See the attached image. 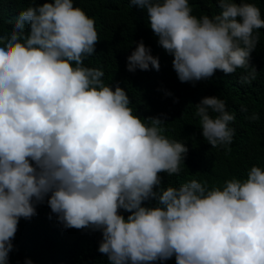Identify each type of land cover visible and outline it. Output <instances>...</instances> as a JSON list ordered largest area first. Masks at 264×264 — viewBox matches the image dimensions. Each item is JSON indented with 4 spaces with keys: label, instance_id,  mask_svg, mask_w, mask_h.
<instances>
[{
    "label": "clouds",
    "instance_id": "1",
    "mask_svg": "<svg viewBox=\"0 0 264 264\" xmlns=\"http://www.w3.org/2000/svg\"><path fill=\"white\" fill-rule=\"evenodd\" d=\"M129 2L146 10L181 82L217 69H245L242 83L256 79L250 57L264 19L255 3L216 0L219 14L198 18L189 0ZM13 25L0 34V264L20 218L35 216L46 197L64 228L102 233L98 251L110 264L173 256L176 264H264V168L253 165L222 188L196 179L160 187L159 174H179L188 148L163 134L165 114L134 115L126 91L85 66L99 41L95 19L73 0H52L20 11ZM150 65L159 71V58L141 40L127 71ZM195 108L204 140L230 151L235 115L226 102L204 97ZM149 200L156 204L144 206Z\"/></svg>",
    "mask_w": 264,
    "mask_h": 264
},
{
    "label": "trees",
    "instance_id": "2",
    "mask_svg": "<svg viewBox=\"0 0 264 264\" xmlns=\"http://www.w3.org/2000/svg\"><path fill=\"white\" fill-rule=\"evenodd\" d=\"M45 2L52 0H0V34H7L13 28L20 11L34 3L42 5ZM73 2L74 6L95 19L99 36L95 54L85 58V66L101 69L104 83L112 85L113 90L118 83L128 94L134 115L144 119L165 114L163 134L188 148L179 174H159L160 187H179L196 179L206 181L209 189L213 186L222 188L224 182L233 177L246 179L253 165L264 168V28L255 30L259 33V42L251 53L250 64L258 74L251 83L240 80L247 74L245 69H237L231 74L217 69L208 80L181 82L172 66L174 57L158 44L145 9L131 6L129 0ZM240 2L236 0V3ZM249 2L255 3L261 11V19H264V0ZM189 4L192 14L198 18L220 12L216 0H189ZM25 27L27 30L28 25ZM141 40L150 47L151 54L159 58V71L151 65L147 71H127V57ZM210 96L223 99L227 110L235 115V120L229 125L235 129L230 151L223 147L212 148L202 136L195 105ZM254 113L259 115L258 120L249 119ZM47 199L35 205L36 215L31 219L20 218L8 264H26L27 260L32 264H110L107 256L98 251L102 233L91 229L64 228L48 206ZM155 204V200L144 202V206ZM120 214L125 219L130 215L123 209H120ZM152 264H176V259L173 256Z\"/></svg>",
    "mask_w": 264,
    "mask_h": 264
}]
</instances>
